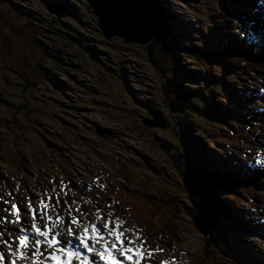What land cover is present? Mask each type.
Returning <instances> with one entry per match:
<instances>
[{
    "label": "rangeland",
    "instance_id": "rangeland-1",
    "mask_svg": "<svg viewBox=\"0 0 264 264\" xmlns=\"http://www.w3.org/2000/svg\"><path fill=\"white\" fill-rule=\"evenodd\" d=\"M0 1V22H6L0 24L1 53L15 63L29 62L31 72L35 70V65H42L35 74L43 75L42 80L28 87L22 83V79L26 80L23 75L19 78L12 76L8 71L0 70V129L7 128L11 119L15 121L13 116L26 124H32L34 119L41 123L36 126L39 132L25 131L26 137L32 139L19 137L15 128L12 132L9 130L10 132L4 134L9 139L2 151L3 158L0 159V209L10 208L11 202H15L18 208H23L26 212L29 198H32V203L35 204L36 200L42 198L38 193L42 194L54 187L59 189L63 181L66 186H82L84 189L78 188L73 193L66 187L65 193L60 194L58 213L66 216L70 208L73 214H78L76 205L72 203L74 200L78 201L80 210L89 214L85 218L100 224L102 228L101 222L95 219L96 209L102 210L103 218H109L108 213L111 212L109 219L124 221L121 230L130 229L124 232L123 236L132 240L134 246H139V241L134 235L138 229V235L144 239L146 249H163L162 252L153 251L152 257L148 258L145 264H160L161 261L173 264V258L175 264H235L229 256V249L215 242L207 245L193 224V207L188 203L182 178L176 168L182 164L181 144L178 140H183L182 133L177 132L172 120L183 114L170 112L171 109L168 108V117L163 120V130L144 127L142 122L132 127L134 115L137 114L139 118H144L143 120L148 117L147 113H143V108L140 110L131 98L132 93L133 97H143L142 101L151 100L156 104L162 98L160 85H163L164 93L172 94L171 84H162L163 74L146 60L144 48L147 45L137 44L132 53L130 52L131 56L127 57L125 53L128 51H117L118 57L122 56L126 66L121 78L127 80L132 87V90H127L123 82H119L118 86L112 79H102L97 71L98 59L102 56L93 54L88 48V42L79 41L72 36L78 40L76 42L56 31V42L68 44L69 51H60V54L56 52L59 48L55 45L56 42L46 36L43 39L49 47L45 44L36 50L29 42L34 36L43 40L41 29L37 34L34 31L35 25L47 27L48 21L57 15L60 20H64L65 10L71 9L74 4V14L82 25L77 23L73 31L83 33L81 35L86 37L96 34L97 36L88 39L92 47L95 39H98L96 19L90 11L87 17L83 18L85 15H81L80 8L83 5L87 7L83 0ZM242 2L243 7H233L229 0H170L167 2L168 6L164 2L163 4L173 19V31L181 36L184 45L199 49H221L229 45L228 35H232L239 44L249 49H258L261 42L257 34L252 32L256 31L254 23L264 20V3L261 4L259 0ZM48 6L56 9L57 15L49 12ZM4 24H8V27ZM67 29L72 31L71 28ZM210 33L215 36V41L211 45H205L204 38ZM116 40L122 41L119 38ZM32 51H35L34 55L30 54ZM190 56L192 55L186 57V67H194L199 74H203L202 82L199 77L195 79L199 83L198 87H205L210 83L207 80L209 74L230 78L234 74V71H227L225 65L221 69L213 58L209 61L197 56L190 60ZM11 70H16V66ZM256 73L257 76H252L247 72V68L242 66L240 74L235 75L238 79L234 83H228L227 91L231 89L232 95L236 96H245L256 91L262 80L264 85V79H260L264 78V70L258 69ZM22 87L24 90H20ZM116 89H119L120 93ZM73 95L74 98H71ZM215 97L218 98V105L223 104L222 95ZM263 97L257 99L256 110L264 103ZM260 100L263 102L260 103ZM224 104H227L226 100ZM4 108L8 109L5 113ZM161 108L160 106L159 109ZM228 108L237 115V110L232 106ZM251 112L253 110L249 108L248 113ZM187 116L191 121L199 122L194 114ZM259 116L263 119V124H260L258 130H252L255 136L249 132L251 128L243 130L235 123L229 124L226 129L222 121H202L203 130L206 129L213 138L227 143L224 148L212 147L219 151L218 154L208 149L205 154L211 156L214 163L239 170L240 174L243 173L241 175L250 171L249 175L256 173V178L264 176V114L259 112ZM96 136L108 141L101 139L104 143L96 144ZM46 150L48 154L44 153ZM258 153L260 165L256 163ZM50 161L59 165L54 167ZM88 161L97 162L92 163L91 167L106 171L99 179L108 185L107 188L96 190L92 194L84 193L90 187L89 180L95 178L93 172L90 175L86 171L85 165ZM23 176H27L29 180H23ZM36 179L44 185L35 186L31 180ZM49 179L53 183L50 184ZM262 181L264 182L256 181L254 188L257 190L254 192L244 191L233 199L229 195H223L234 214L240 219L243 218L248 225L254 226L251 227L252 230L260 233H264V185L258 186ZM34 186L37 191L33 189ZM98 188L99 186L96 189ZM55 195L56 193H53V196ZM4 201L9 203L5 205ZM65 205H68V208ZM177 205L179 208H176ZM0 215L5 213L0 211ZM24 218L32 219L28 215H24ZM37 223L42 226L43 220H38ZM221 223L218 229H221ZM4 227L15 228L10 225ZM224 229L229 244H239L246 240L249 249L257 251L255 253L264 258V239L249 233H233L227 225H224ZM5 232L7 231H4L3 238L7 239L9 235ZM1 249L7 254L8 248L3 244H0Z\"/></svg>",
    "mask_w": 264,
    "mask_h": 264
},
{
    "label": "trees",
    "instance_id": "trees-1",
    "mask_svg": "<svg viewBox=\"0 0 264 264\" xmlns=\"http://www.w3.org/2000/svg\"><path fill=\"white\" fill-rule=\"evenodd\" d=\"M160 1L165 22L157 32V34L154 36V38L151 40V42L147 46H145L144 52L148 63H150L154 69L158 70L159 73L163 74L162 84H164V82H168L171 84L172 94L169 95V93H164L162 87L163 85H160L159 88L162 94V98L160 99L158 104H156V102H152L151 100L142 101L143 97H133V93L130 96L138 104L140 110L141 108H143V111L145 113H148L154 118L156 117L164 120L166 117H168L166 113L169 112L168 108L171 109L170 112L173 111L178 114H183L173 119L172 124L176 127L177 132L179 131L182 133L183 141H180V138L178 140L179 144H181L180 158L182 164L180 165V167L176 166V168L177 170H179L180 168L179 174L182 178V184L185 188L187 199L192 206L202 208L213 207L217 215L219 216L220 223L222 220L221 229L213 231L212 233H210L209 239H203V241H206L207 245L210 242H215L229 249L228 251H231L229 253V256L235 264H264V258L258 256L255 253L257 251L249 249V245L247 244L248 242L246 240L242 241L243 243L232 245L229 244L228 240L226 239V230L224 229V225L231 227V231L233 233L235 231H238L242 234L249 233L254 237L264 239V233L252 230L251 225H248V223L243 218L240 219L238 216H236L232 208L227 204V201L223 197V195H229L233 199L235 196H238L239 193L241 194L244 191L254 192L257 190L254 188V185H256V183L251 175H249L250 172L241 175L243 173L240 174L239 170L235 168H229L226 165H220L219 163H214L212 157L205 154L206 149L211 150V145L214 147L220 146L224 148L227 143L225 141L216 139V137L213 138V135L207 133L206 129L203 130L202 121H222L225 123L226 129L228 126L235 123L240 129L243 130H249V128H251V131L249 132L253 134L252 136H255L252 130H258V128L261 126L260 124L263 123H261L260 120L255 119L260 122V124H258V127L257 124H250V126L245 125L242 121V118L244 116H242L241 110H244L245 107H243V103H245L244 101L246 100H244L242 96L232 95L231 89L229 92L227 91L229 86L228 83L235 82V80L238 79L234 74L231 78L228 79L223 76L216 77L215 75L209 74L207 75V80L210 81V83L205 87H198L199 83L196 82L195 79L199 77V81L202 82L203 74H199L194 67H186L188 66V60L186 59V57L187 55L191 54L192 56H190V60H193L194 57L196 58L197 56L201 59H207L209 61H212L213 58L218 63V65L221 66V69L224 68L222 66L225 65L227 71L236 70L241 62L245 64H252L250 67L253 71L257 67L264 69V24H259L258 30L254 32L255 34H257L258 39L261 42V47L259 50L253 48L247 49L246 46L240 45L232 35H228L230 39L228 41L229 45L224 46L221 49L210 47L199 49L194 46L184 45L181 36L173 31L170 21L173 19L169 15V10L164 7L165 5L168 6L167 2H169L170 0ZM162 1L165 3V5ZM231 3L233 7L235 4H237L236 0H232ZM74 9L76 8L73 4L71 9L65 10L64 20H57L56 17H53V19H50L48 21L49 26L47 25L46 27L44 25L43 27H38L37 25H35L34 31L37 34L41 29L42 39L46 36L47 38H50L55 42L57 41L56 31L63 33L68 39H73L76 42H78V40H81L85 43L88 42V48L91 49V52L95 55L99 54L102 56L101 59H98L99 57L97 58L99 63L97 71H99L98 73L102 77V79L106 81L112 79L118 86L119 82H123L125 89L132 90L131 84L127 80L121 78L123 77V72L126 71V66L123 64L124 60H122V56L118 57L117 51H128V53H125L126 57L131 56L129 54L133 50V47L137 44H125L123 41L116 40L117 38L114 39V37H112L109 41L105 40L101 36L96 23L98 39H95V43H93V46L91 47L88 39H91L92 36L95 37L96 34H91L90 37H86L81 35L83 33L79 34L77 33V31H73L74 28L77 27V23L79 25H82L80 19H78V17L74 14ZM80 9L81 15H85L83 18L87 17L89 11L88 8L83 5ZM227 10H229V8H227ZM1 23L6 22L3 20V22H0V24ZM4 26H6V24H4ZM6 27H8V24ZM67 28H71L72 31H69V29ZM73 34H76V36ZM72 36L76 37L78 40H76ZM29 42L34 45L36 50H38V48H40L42 45H48L46 41H44V39L41 41L40 38L36 36H34V39L31 38ZM55 45L59 46V48L56 50L58 54H60V51H69L67 49L68 44H65V42H56ZM1 46L2 42L0 41V49ZM30 54L34 55L35 51H32ZM21 60L23 61V59ZM22 61L21 63H23ZM13 62L14 61H12L8 57H5V55L0 51V70L8 71L12 76H19V78H21L20 75H23L26 80L22 79V83H24L28 87L33 86L34 84L42 80L43 75L35 74L36 71L42 68V65H35V70L31 72L32 69L29 62L23 64ZM13 66H16V70H11ZM33 78L34 80H32ZM20 90H24V88L22 87ZM209 95H211V97ZM215 95L223 96V104H217L218 98H216ZM71 98H74V95ZM225 100L227 101L226 105L224 104ZM69 101L74 102L72 101V99H69ZM86 104L90 105V103L88 102H86ZM160 106L162 107L161 109H159ZM229 106H232L233 109L237 110L236 116L228 108ZM70 108H72V106ZM3 110L5 113L8 109L4 108ZM187 114H194L199 122L196 123L195 121H191L190 117L187 116ZM13 117L16 119L15 121H12L11 119L8 122L7 128H3V130L0 129V159L3 158L2 151L9 139V137H6V135H4L5 133L7 134V131L12 132V129L15 128L17 129L16 135H18L19 137L23 136L26 140L32 138L26 137L25 131L31 130L32 132H39V129H37L36 126H40L41 123L38 122V119H34L35 122H33L32 124H26V122H22L18 117ZM131 122L132 127H135L137 124L139 125V122H143V120L142 117H138L137 119H133ZM229 131H232V129H229ZM98 138H100V140L94 138L96 144L104 143L101 141V139L108 141L106 140V138L103 139L99 136ZM44 153L48 154L47 150L44 151ZM215 153L218 154L219 152ZM50 163L54 167L59 165L54 164V162L52 161H50ZM22 169H24L23 166ZM252 175H254V177H257L256 173ZM22 178L26 181L29 180L27 176H23ZM38 180L39 179L31 180V182H33L35 186L44 185L41 184ZM0 184L2 183L0 182ZM260 185L262 184H258V186ZM35 186L33 189L37 191V188ZM176 208H179V206L177 205ZM254 232L256 233L254 234Z\"/></svg>",
    "mask_w": 264,
    "mask_h": 264
},
{
    "label": "snow or ice",
    "instance_id": "snow-or-ice-1",
    "mask_svg": "<svg viewBox=\"0 0 264 264\" xmlns=\"http://www.w3.org/2000/svg\"><path fill=\"white\" fill-rule=\"evenodd\" d=\"M214 41L215 36L210 33L203 42L205 45H211ZM259 155L258 153L257 165L261 164ZM49 183L53 181L49 179ZM66 187L73 193L78 190V186H66L61 181L59 189L53 188L42 194L38 193L42 198L36 200L35 204L32 203V198H29L26 212L23 208H18L15 202H11L10 208L0 209L5 213L0 215V244L8 248L7 254L0 250V264H17L22 260L26 264H90V258L91 264H121V261L125 264H141L142 260L152 257L153 251H163L159 248L146 249L144 239L138 235V229L134 235L139 241V246H134L132 240L123 236V233L130 229L121 230L124 221L109 219L111 212L108 213L109 218H103L102 210L96 209L95 219L101 222L102 228L100 224L85 218L89 214L82 212L80 203L75 200L72 203L76 205L78 214H73L69 208L66 216L60 215L57 211L60 194L65 193ZM100 187L103 189L105 186ZM53 193L56 195L53 196ZM53 200L55 203H50ZM8 203L4 201L5 205ZM65 207L68 208V205ZM23 215L32 218L30 227H26V221L22 222ZM38 220H43L42 226L37 223ZM15 224L21 225L18 230L4 227ZM110 224L112 227H109ZM4 231L9 233L7 239L3 238ZM49 249L51 251H48ZM160 264L168 262L161 261Z\"/></svg>",
    "mask_w": 264,
    "mask_h": 264
},
{
    "label": "water",
    "instance_id": "water-1",
    "mask_svg": "<svg viewBox=\"0 0 264 264\" xmlns=\"http://www.w3.org/2000/svg\"><path fill=\"white\" fill-rule=\"evenodd\" d=\"M85 1L96 19L101 36L107 41L114 37L122 39L125 44L148 45L165 22L160 0ZM47 9L57 15L53 7L48 6ZM152 119L143 121V125L164 129L161 118ZM192 221L203 239H207L219 226L218 216L212 207H194Z\"/></svg>",
    "mask_w": 264,
    "mask_h": 264
},
{
    "label": "bare ground",
    "instance_id": "bare-ground-1",
    "mask_svg": "<svg viewBox=\"0 0 264 264\" xmlns=\"http://www.w3.org/2000/svg\"><path fill=\"white\" fill-rule=\"evenodd\" d=\"M246 4H249V3H246ZM240 6L241 7H243L244 6V3L242 2V0H240ZM165 7V6H164ZM246 14V13H245ZM171 17V16H170ZM169 20H170V18H169ZM171 21V20H170ZM174 29V28H173ZM258 68V67H257ZM222 119V118H221ZM232 119V118H231ZM233 120V119H232ZM214 121V120H213ZM216 121V120H215ZM221 121V120H220ZM227 121V120H226ZM231 123V122H230ZM103 124V123H102ZM224 124V123H223ZM229 125V124H228ZM223 126V125H222ZM212 146V145H211ZM214 148V147H213ZM214 150V149H213ZM219 160V159H218ZM93 163H97V162H93ZM91 165H92V163L90 162V161H88V163H86V165H85V167H86V169H87V171L89 172V174L91 175V172H93L94 173V175H93V177H95L94 179H91V180H89V184H90V187H89V189L87 190V192H84L85 194H92V193H94L96 190H100L101 189V185H104L105 187L103 188V189H105V188H107L108 187V185L104 182V181H101L100 182V175H102V173L104 174V173H106L105 172V170L104 169H96V167H94V168H92L91 167ZM89 169V170H88ZM93 170V171H92ZM252 170V169H251ZM105 175H107V174H105ZM103 176V175H102ZM109 178V177H108ZM87 185V184H86ZM97 186H99V188L98 189H96L97 188ZM79 189H84L82 186L81 187H78ZM237 189V188H236ZM241 190V189H240ZM237 191V190H236ZM264 192V191H263ZM240 194V193H239ZM259 203V202H258ZM257 203V204H258ZM238 213V212H237ZM258 225V224H257ZM257 229V228H256ZM233 242V241H232ZM43 247V246H42ZM1 250H3V249H1ZM49 250H51V249H49ZM48 250V251H49ZM257 254V253H256ZM250 256V255H249ZM91 259V258H90ZM90 262H91V260H90Z\"/></svg>",
    "mask_w": 264,
    "mask_h": 264
},
{
    "label": "flooded vegetation",
    "instance_id": "flooded-vegetation-1",
    "mask_svg": "<svg viewBox=\"0 0 264 264\" xmlns=\"http://www.w3.org/2000/svg\"><path fill=\"white\" fill-rule=\"evenodd\" d=\"M55 19H56V18H55ZM57 20H59V19H57ZM116 90L120 93V90H119V89H116ZM138 117H139V116H138L137 114L133 116L134 119H137Z\"/></svg>",
    "mask_w": 264,
    "mask_h": 264
}]
</instances>
